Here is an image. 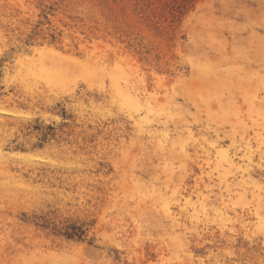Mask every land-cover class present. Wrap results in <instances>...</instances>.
<instances>
[{
	"label": "rangeland",
	"instance_id": "rangeland-1",
	"mask_svg": "<svg viewBox=\"0 0 264 264\" xmlns=\"http://www.w3.org/2000/svg\"><path fill=\"white\" fill-rule=\"evenodd\" d=\"M0 264H264V0H0Z\"/></svg>",
	"mask_w": 264,
	"mask_h": 264
}]
</instances>
